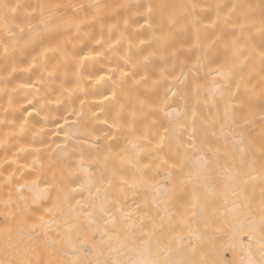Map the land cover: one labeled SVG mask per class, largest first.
Returning <instances> with one entry per match:
<instances>
[{"label": "snow or ice", "instance_id": "6c2138e0", "mask_svg": "<svg viewBox=\"0 0 264 264\" xmlns=\"http://www.w3.org/2000/svg\"><path fill=\"white\" fill-rule=\"evenodd\" d=\"M61 7L48 3L34 6L11 4L0 0V29L10 37L7 42L0 41L4 59L7 60L10 50L21 43L39 45L42 54L52 52L53 59L57 54L63 55L60 44L53 43V35L61 27L79 28L88 17L100 23L101 36L106 24L118 31L122 39L129 38L130 28L153 27L154 6L151 4H79L72 5V15L55 11ZM175 7L215 9V19L210 21L211 25L230 30L225 34L229 37L227 46L231 57L223 67L215 69V76L221 77L224 83L212 85V95L219 96L223 104L222 116L218 114L217 119L207 128L202 127L198 135L195 113L192 114L189 131L186 115L181 120L165 111V123L156 118L161 111L160 106L144 100L128 109V118L122 123L104 120L110 128L127 127L130 139L126 147L119 151L113 152L109 146V155L103 156L105 169L111 161L110 173L105 170L95 179L89 177L83 184L69 185L74 192L87 191L88 194L83 203L76 200V208L71 207L65 185L63 181H57L55 175L53 183L47 185L44 191L39 190V177L25 178L23 172L19 176L15 172L8 175L3 180L8 196L6 199L0 198V205L8 209L13 204V177L24 181L15 187V191L25 203L23 208L6 214V222L0 228V264H264V108L257 112L250 103L251 74L246 79L237 72L242 60L258 59L260 83L264 89V46L259 49L252 47L248 52L253 27L259 26L264 33V0H260L259 5L233 3ZM118 8L132 14L124 19L123 29H120L119 21L113 24L109 20L115 15L113 10ZM22 9L26 17H38V20L33 23L28 19L26 27L19 24L16 25L18 31H13L12 24ZM182 14L187 15V12ZM133 16H143V23ZM178 19L175 13L169 14V27L176 24ZM162 38L163 34L157 37L158 40ZM141 43L145 41L141 40ZM108 47H113L111 39ZM145 51L147 54H144ZM138 54L143 57L145 67L154 63L153 58L166 59L167 55H171L179 59L177 50L167 53L159 47L153 48L151 42L147 50L139 49ZM105 55L102 49L93 48L87 52L81 51L74 59L78 69H88L92 66L88 62ZM123 60L124 64H128V58ZM60 67L57 62L53 70L58 71ZM112 71H116V68H112ZM123 75L127 73L123 72ZM107 78L113 79L111 75ZM104 79L105 76L100 75L97 83ZM21 87L32 88L33 85L26 83ZM171 94L176 95L175 92ZM104 98L108 99L107 96ZM148 115L153 117L151 124L146 131L138 132L136 121L141 119L146 122ZM63 120L67 124L68 116H64ZM57 126L62 128L63 124L58 123ZM173 144L176 145L175 158H172ZM146 147L152 152V160L148 163L140 156ZM117 159L130 164L134 171L129 172L118 166ZM13 163L19 162L14 160ZM34 164L35 161L33 165L20 163L19 167L35 172ZM162 167L167 172L165 184L156 183L155 174L149 175L146 171L155 169L158 172ZM25 190L33 193L30 204L24 196ZM148 191L152 193L149 202L156 210L155 215H149L147 211L142 214L141 203L137 201H133L134 207H126L129 195L137 196ZM53 192L55 201L52 206L37 215L36 208L43 207L38 202L50 199ZM228 195L233 198L232 207L241 209L240 214L246 217L245 226L236 236L229 237L221 249L215 246L210 248L207 235L209 220L206 217L217 200L223 199L227 203ZM63 205H68L70 216L62 211ZM113 207L116 212L109 211ZM30 216H35V219H30ZM80 217L95 227L92 229L93 243L88 248L77 249L72 241L74 230L83 227ZM96 235L100 237L98 245ZM241 235L250 237L246 247L239 239ZM225 236L221 233L214 239L224 240ZM228 249L234 255L239 250L241 258H221V250ZM81 251L85 253L83 259L80 257ZM90 252L95 259L89 258Z\"/></svg>", "mask_w": 264, "mask_h": 264}, {"label": "bare ground", "instance_id": "6f19581e", "mask_svg": "<svg viewBox=\"0 0 264 264\" xmlns=\"http://www.w3.org/2000/svg\"><path fill=\"white\" fill-rule=\"evenodd\" d=\"M4 2L33 6L37 3L58 4L62 7L55 11L65 15L74 14L72 5L79 4L154 6L153 27L130 28L128 39H122L119 32L110 29L107 24L101 36L100 23L93 21L91 17L81 23L79 28L61 27L53 35V43L58 42L64 54H57L55 59L52 52L42 54L39 45L21 43L15 46L14 50H10V55L5 60L3 49L0 48V173H2L0 198H7V186L3 185V180L13 172L16 176L23 172L25 178L39 177L40 191H44L47 185L53 183L55 175L57 181H63L72 208L77 207L76 200H80L81 203L86 201L88 194L87 191L74 192L69 185L83 184L89 177L95 179L105 170L110 173L111 161L105 169L103 156L109 155V146L116 152L125 148L130 139L127 127L110 128L103 122L104 120L120 124L122 120L128 118V109L133 105L138 106V101L144 100L160 106L161 111L156 118L164 120L165 123H167L165 111L178 116L181 120L186 115L189 131L193 122L192 114L195 113L198 135L199 130L202 127L207 128L217 119L218 114L222 116L223 104L219 96L212 95L214 92L212 85L224 83L221 77L215 76V69L223 67L231 57L227 46L229 37L225 34L230 30L211 25L210 21L215 19V9L197 7L193 10L175 6L260 4V0H4ZM162 5L165 7H160ZM113 11L115 15L109 18L110 23L119 21V27L123 29L124 19L132 14L126 13L123 8ZM184 12H187V15H183ZM256 12L258 16L259 8ZM172 13L179 19L176 24L169 27L168 16ZM133 18L143 23V16ZM28 19L36 23L38 17L35 19L26 17L25 10L22 9L12 24L13 31H18L16 25L19 24L26 27ZM161 34L163 38L158 40L157 37ZM9 39L10 37L4 35L0 29V41L7 42ZM109 39L112 48L108 47ZM117 40L120 42L117 43ZM141 40L145 43H141ZM149 42L153 48L159 47L161 51L166 50L167 53L177 50L179 59L171 55H167L166 59L153 58L154 63L145 67V61L138 52L139 49L147 50ZM261 46H264V33L260 31L259 26H254L248 52H251L252 47L259 49ZM93 48L102 49L106 55L97 57L94 62H88L92 64L88 69H78L75 56L81 51L87 52ZM144 54H147V51ZM123 58H128V64H124ZM57 62L61 67L54 71ZM112 68H116V71L113 72ZM123 72L127 75H123ZM237 72L243 74L246 79L251 74L249 83L251 91L248 95L250 103L259 112L264 108V89L260 83L258 59L242 60ZM100 75H104L105 79L97 83ZM108 75L113 79H108ZM26 83H31L33 87H21ZM172 92L176 95L173 96ZM241 93L244 95L243 89ZM105 96L108 99H105ZM29 112L32 114L29 115ZM64 116H68L67 124L64 123ZM152 119L151 115L147 116L146 122L138 119L135 124L137 131H146ZM58 123L63 124V127L59 128ZM175 150L176 145L173 144L172 158H175ZM167 151L165 149L166 153ZM140 156L146 163L151 162V149L146 147ZM14 160L19 163H13ZM34 161L35 172L19 167L20 163L33 165ZM116 163L129 172L134 171L127 162L121 163L117 159ZM146 171L149 175L155 174L156 183H167V172L163 167L158 172L155 169ZM23 182L13 177V204L8 209L0 205V228L6 222V214L23 208L25 202L18 198L19 194L15 191V187ZM256 192L259 195L258 187ZM151 195L150 191L137 196L129 195L126 207H134L133 201H137L141 203L142 214L147 211L149 215H155L156 210L149 202ZM24 196L30 204L33 193L25 190ZM54 201V192L50 199L39 201L43 207L36 208L37 215L43 213L46 207H51ZM227 201L224 203L223 199L217 200L206 217L209 220L207 235L210 248L215 246L221 249L229 237L236 236L245 226L246 217L240 214L242 210L232 207L233 198L230 195L227 196ZM62 211L70 216L68 205H63ZM109 211L116 212V208H110ZM30 219L34 220L35 216H30ZM80 221L83 227L74 230L72 241L77 249L88 248L93 243L92 229L95 227L84 217H80ZM8 222L10 223V220ZM221 233L226 234L224 240L214 239V236ZM99 239L100 237L97 238L96 235L97 245ZM239 239L244 247L250 243L248 236L241 235ZM220 255L225 260L241 258L239 250L235 255L231 249L221 250ZM84 256L85 253L81 251L80 257L83 259ZM89 258L95 259V255L90 252Z\"/></svg>", "mask_w": 264, "mask_h": 264}, {"label": "rangeland", "instance_id": "374dc122", "mask_svg": "<svg viewBox=\"0 0 264 264\" xmlns=\"http://www.w3.org/2000/svg\"><path fill=\"white\" fill-rule=\"evenodd\" d=\"M178 231H179V229H177ZM99 237V235H97V238ZM95 239H96V237H95ZM97 242V241H96Z\"/></svg>", "mask_w": 264, "mask_h": 264}]
</instances>
